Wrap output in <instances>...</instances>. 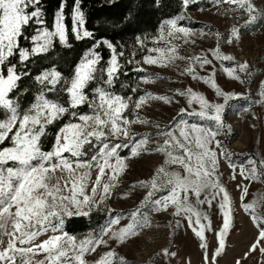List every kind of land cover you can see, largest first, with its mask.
Returning a JSON list of instances; mask_svg holds the SVG:
<instances>
[{"label": "snow or ice", "instance_id": "snow-or-ice-1", "mask_svg": "<svg viewBox=\"0 0 264 264\" xmlns=\"http://www.w3.org/2000/svg\"><path fill=\"white\" fill-rule=\"evenodd\" d=\"M82 3L83 0H73L69 30L64 11L67 0H60L54 10L51 27L45 21L41 0H0V264H90L87 255L101 245L108 250L98 254L91 264H127L125 257L109 247V241L123 244L150 226L152 213L167 211L170 205L179 210L177 193L187 185L184 176L172 172L173 166L183 163L185 171L199 178L200 163L205 157L204 132L217 135L212 126L223 124L230 100L247 101L241 110L249 109L253 103L250 94L244 97L242 93L223 90L215 79L217 69L213 63L219 62L226 76L241 84L253 75L246 60L237 63L233 55L222 50L225 44L240 42L241 28L249 29L264 21V8L253 0H212L213 5L233 6L225 9V14L231 11L240 15L227 34L219 30L213 33L205 25L208 34L216 37L215 46L188 57L181 55L180 46L172 41L183 38V43L195 44L189 39L194 32L205 35L204 28L180 24L181 20L190 19L188 13L198 0H180L176 14L163 18L153 34H134L131 45L89 28ZM154 4L159 7L160 0H154ZM134 15L135 8L130 6L113 27L128 23ZM22 39L28 41L26 46ZM73 40L83 41L85 46L65 75L58 67L61 57L55 42L61 48L72 49ZM161 41L165 44L161 45ZM105 50L107 57L103 55ZM137 50L145 52L141 60L135 59ZM37 58L47 66L33 72ZM178 60L187 61L181 76L203 82L219 99L209 101L190 86L173 89V95L138 88V81L170 79L147 73L142 62L168 67ZM206 67H210V72L201 74ZM129 71L133 78L120 80ZM25 77L29 85L21 88L18 82ZM29 91L30 101L22 104L21 97ZM258 95L260 99L254 103H264V81ZM177 96L185 99L186 106L178 109L167 128L155 133L171 138L157 148V152L171 159V164L166 169V159L151 178L130 185L123 193L125 197L136 188L145 190L138 206L127 213L113 214L106 201L119 186L128 161L152 154L142 149L148 147L153 133L132 131L133 124L150 123L138 110L152 100L179 103ZM205 122H210L207 128ZM193 146L200 151H193ZM255 206V200L243 205L246 210ZM101 211L105 213L103 222L85 234L68 231L69 221L83 217L91 221L93 213ZM250 218L259 228L250 250L259 248L264 252V216L257 218L253 213ZM124 219L127 223L121 224ZM9 221L11 231L7 228ZM5 235L8 240L2 246ZM163 251L167 253V249ZM40 252L45 255L37 259Z\"/></svg>", "mask_w": 264, "mask_h": 264}, {"label": "rangeland", "instance_id": "rangeland-1", "mask_svg": "<svg viewBox=\"0 0 264 264\" xmlns=\"http://www.w3.org/2000/svg\"><path fill=\"white\" fill-rule=\"evenodd\" d=\"M253 2L264 8V0ZM232 7L226 3L213 5L212 0H198L188 13L190 19L181 20L180 24L193 29L204 28L205 35L194 32L189 39L195 40V44H185L183 38L172 41L180 46L181 55L188 57L214 47L216 37L208 34L205 25L210 26L213 33L219 30L227 34L235 18L240 15L239 12L231 11L225 14L224 10ZM246 18L245 16L244 19ZM239 23L242 25L243 20ZM160 43L165 44L164 41ZM222 50L233 55L237 63L246 60L253 75L248 78L247 83L241 84L228 78L219 62L213 61L217 69L215 79L218 85L225 91L242 93L244 97L250 94L252 106L241 110V106L246 105L247 101L243 98L230 100L224 111L223 124L212 126L217 135L213 136L211 131L204 132L205 157L200 163L199 178L185 171L183 163L177 162L173 166L172 172L184 176L187 185L185 190L177 193L179 210L177 206L170 205L167 211L152 213L150 226L144 227L138 235L123 244L109 241V247L114 248L118 256L125 257L127 264H264V252L259 248L256 251L250 250L259 231L250 217L253 213L257 218L264 216V103H254L260 99L258 93L261 81H264V21L249 29L241 28L240 42L225 44ZM229 63L231 62H225L226 65ZM186 64V60H178L173 65L161 67L142 62L141 67L147 73L170 79L139 82V88L160 95H173V89L190 86L202 92L209 101H217L219 98L209 86L192 80L188 75H180ZM208 72L210 67H206L201 74ZM175 100H179V103L165 104L152 100L138 110V114L150 120V123L133 124L132 131L137 134L153 133L148 147L142 149L152 154H142L128 161V168L119 177V186L106 201L113 214L127 213L138 206L145 190L136 188L130 196L125 197L123 193L129 190L130 185L151 178L166 159L169 163L164 167L167 169L171 164V159L166 154L157 152V148L163 147L164 142L171 138L155 133L167 128L176 117L178 109L186 106L184 98L177 96ZM209 123L205 122V128ZM193 151L198 152L200 149L193 146ZM250 160L253 162L250 163ZM195 167L196 163L193 162V168ZM56 171L59 174V170ZM253 200L256 201L255 208L246 210L243 205ZM126 223V219L121 220V224ZM7 228L11 231V221ZM7 240V235L3 236L2 246H6ZM261 247H264V241L261 242ZM164 249H167L166 254ZM106 250L108 248L101 245L95 252L87 255L86 259L91 264V261L98 258V254ZM44 255L43 252L37 253L36 258Z\"/></svg>", "mask_w": 264, "mask_h": 264}, {"label": "trees", "instance_id": "trees-1", "mask_svg": "<svg viewBox=\"0 0 264 264\" xmlns=\"http://www.w3.org/2000/svg\"><path fill=\"white\" fill-rule=\"evenodd\" d=\"M60 0H41V6L45 12V21L49 27L53 22L54 10L59 6ZM73 0H67L65 6V23L68 25L69 30L71 28L70 11ZM130 6H134L135 15L128 23L119 27H113L115 22L128 10ZM82 8L86 12L87 26L89 28H95L99 33H106L109 37H115L118 41L126 42L131 45L132 37L134 34L156 32L159 22L165 18L176 14L180 10V0H160V5L157 7L154 4V0H113L108 2L106 0H83ZM31 31V30H29ZM70 39L71 35H70ZM22 45H27L28 41L21 40ZM83 41H74L73 48H61L58 42H55V50L60 53V60L58 63L59 69L65 74H69L71 66L77 58V54L84 47ZM145 52L140 50L136 51L135 59L141 60ZM107 57V50L103 53ZM12 59V58H10ZM47 66V64H41V58H37L36 66L32 67V71L36 72L38 67ZM137 73L136 75H141ZM133 78V73L128 72L127 76L121 75L120 80ZM139 84V81L137 82ZM21 88L28 86V78H22L18 82ZM119 90V81L116 85ZM139 88V85H138ZM140 89V88H139ZM141 90V89H140ZM31 91L25 93L21 97V103L27 104L30 101ZM82 108L86 106H81ZM54 125L50 128V131L54 129ZM105 213L94 212L92 220L89 221L87 217L76 218L71 220L67 224V229L70 233L80 235L86 233L90 227L103 222Z\"/></svg>", "mask_w": 264, "mask_h": 264}]
</instances>
